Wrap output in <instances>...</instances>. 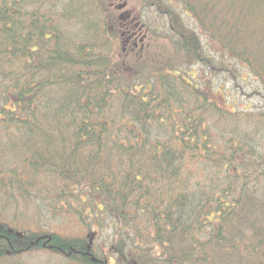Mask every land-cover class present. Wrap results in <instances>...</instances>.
Wrapping results in <instances>:
<instances>
[{
	"label": "trees",
	"instance_id": "trees-1",
	"mask_svg": "<svg viewBox=\"0 0 264 264\" xmlns=\"http://www.w3.org/2000/svg\"><path fill=\"white\" fill-rule=\"evenodd\" d=\"M153 1L165 59L122 54L111 0H0V264H264V114L214 90L237 67L264 94V0ZM35 203L75 234L19 225Z\"/></svg>",
	"mask_w": 264,
	"mask_h": 264
},
{
	"label": "rangeland",
	"instance_id": "rangeland-1",
	"mask_svg": "<svg viewBox=\"0 0 264 264\" xmlns=\"http://www.w3.org/2000/svg\"><path fill=\"white\" fill-rule=\"evenodd\" d=\"M123 4L125 6L123 9L119 10V13L122 12H132L134 13V16H138V22L141 26H143V29L147 30L148 32V40H146V43L151 45V49L154 48L158 49V54H162V59L168 58L171 53V45L174 43L175 39L171 38L169 26H168V20L163 15H161L154 4L155 1L153 0H122ZM193 1V0H192ZM205 1V0H204ZM229 0H220L218 3L219 6H221V9H224L225 6L228 4ZM237 1V0H236ZM103 6H108V0H103ZM162 6L165 8L167 7L168 3L167 0H161L159 2ZM114 5V4H113ZM172 7L170 8L174 13H177L180 15V19L183 23V25L190 31L196 33L198 37L200 38V41L202 43V46L204 48V53L208 57H210L212 60L216 57V60L218 61V58L216 55H214V47L212 45H206L205 39L201 33V30L197 26L196 22L192 19V17L183 10L182 7L176 2V3H170ZM116 6V5H114ZM256 8H253L254 10ZM112 10H114L112 8ZM251 10V11H252ZM257 14L255 16L259 18L258 16L260 14V11L258 9ZM245 12H248L251 14V11H248V9H244ZM116 15L118 13L116 12ZM252 16V17H255ZM263 22L256 23L254 27L259 28L261 26L264 27V15L262 16ZM142 36V34L140 35ZM174 40V41H173ZM114 47H115V43ZM116 44L119 48V50L122 49L121 42L117 39ZM129 45H124V52L127 51V47ZM139 47V46H138ZM213 49V50H212ZM122 52V54L124 53ZM135 55V53H134ZM150 56V51L147 54ZM129 58H132V56H127ZM134 58V56H133ZM142 58V56L140 57ZM139 60V59H137ZM137 62V61H136ZM228 62L226 61V64ZM234 69V70H233ZM194 71L199 73L200 75H212V72L207 68H203L202 65H196L193 68ZM216 88L214 90L217 91L218 95L222 97L224 96V99L222 103L226 104L230 108H235L236 110L244 111L248 110L249 112H256V113H262L264 114V94L261 91L260 85L253 80L249 74L243 70H239L237 67H232V73H228L227 71L223 73H218L216 75ZM218 88V89H217ZM32 193H34L32 191ZM34 196H38L37 194H34ZM34 200V199H33ZM37 204L35 203L30 208L23 207L22 208V214L18 213L17 219L19 218L20 222H18L19 225L22 224V227H29L31 228L32 224H35L37 227L36 230H43V231H49L51 232L52 229H55L57 233L62 235H74L75 234V226L76 222L70 221V220H63L64 216L63 214H60L61 217H58L54 223L50 220L51 213L48 210V208L44 205L40 207L39 209L36 207ZM101 238L98 239V243L103 244L104 239L107 238L108 241L111 240L112 233L110 230L104 233V228L101 229ZM25 264H61L59 260L51 257L47 254H35L31 255L24 259Z\"/></svg>",
	"mask_w": 264,
	"mask_h": 264
},
{
	"label": "flooded vegetation",
	"instance_id": "flooded-vegetation-1",
	"mask_svg": "<svg viewBox=\"0 0 264 264\" xmlns=\"http://www.w3.org/2000/svg\"><path fill=\"white\" fill-rule=\"evenodd\" d=\"M111 2L112 4L116 5L113 6L115 12L118 13L119 22L123 23V25L121 24V27L127 30L128 37L126 38L125 42H122L123 52L125 50L124 45L125 46L129 45L127 47L128 55L131 54L134 57H138V56L141 57L147 55L148 52L150 51L151 45L146 43V40L149 41L148 32L147 30L143 29V26L139 24L138 16H134V13L132 12H126V13L122 12L120 14L119 10L123 9V7L125 6L122 0H111ZM141 34L142 36H140Z\"/></svg>",
	"mask_w": 264,
	"mask_h": 264
}]
</instances>
